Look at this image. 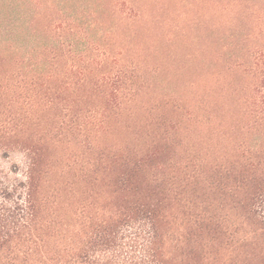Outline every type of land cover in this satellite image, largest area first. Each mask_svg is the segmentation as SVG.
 I'll use <instances>...</instances> for the list:
<instances>
[{"label": "trees", "instance_id": "1", "mask_svg": "<svg viewBox=\"0 0 264 264\" xmlns=\"http://www.w3.org/2000/svg\"><path fill=\"white\" fill-rule=\"evenodd\" d=\"M12 152L0 264H264V0H0Z\"/></svg>", "mask_w": 264, "mask_h": 264}, {"label": "rangeland", "instance_id": "2", "mask_svg": "<svg viewBox=\"0 0 264 264\" xmlns=\"http://www.w3.org/2000/svg\"><path fill=\"white\" fill-rule=\"evenodd\" d=\"M200 21L204 22L203 19H200ZM204 32H205V29H204ZM14 164H19L21 166L24 164V157L22 153L12 152L9 154V157H4L0 153V171L5 172L7 174L10 173V170L12 169ZM260 211H261L260 212L261 215L264 217V208Z\"/></svg>", "mask_w": 264, "mask_h": 264}]
</instances>
